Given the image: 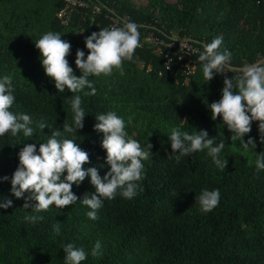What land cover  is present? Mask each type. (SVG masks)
<instances>
[{
    "label": "trees",
    "instance_id": "16d2710c",
    "mask_svg": "<svg viewBox=\"0 0 264 264\" xmlns=\"http://www.w3.org/2000/svg\"><path fill=\"white\" fill-rule=\"evenodd\" d=\"M101 6V14L91 16L76 8L69 21L55 16L64 0H0V78L12 77L16 97L10 111L27 114L32 119V137L20 132L0 137V198L13 201L12 207L0 209V264H64L63 247L73 243L82 247L87 259L81 264H264V170L257 172L255 161L264 153L258 122L244 136L255 145L243 147L242 140L231 141V132L221 117L213 121L207 105L222 96L223 74L207 82L202 64L198 73L185 84L177 71L176 57L170 75L164 69L161 46L146 40L149 33L158 40L190 38L202 52L217 36L223 37L219 51L231 52L225 71L232 78L236 68L256 63L264 57V0H181L179 7L163 0H151L148 9L136 10L128 1L87 0ZM114 14L138 25L143 45L135 50L131 61H124L123 74L113 70L109 76H89L96 88L76 93L85 111L84 127L77 133L63 131L66 120L73 123L70 98L65 90L58 92L54 81L46 76L35 42L48 31L56 32L72 45L67 57L74 74L77 49L85 52V38L107 28L106 14ZM244 26L250 27L251 32ZM259 29L258 34H252ZM80 32V35L77 33ZM175 39V38H174ZM196 57V56H194ZM115 111L126 122V131L147 149L149 159L142 161L144 179L138 183L143 191L132 199L119 193L103 201L98 219L79 201L95 191L86 177L72 191L78 201L61 209L54 205L36 213L24 209L25 199L11 195V177L19 164L21 148L39 145L54 130L60 138L73 139L89 153L90 163L101 177L109 171L106 151L101 147L103 134L94 130L96 115ZM43 121L47 127L41 130ZM173 128L192 134L206 130L216 143L224 141L220 153L228 163L222 171L207 155V150L175 160L169 135ZM102 166V167H101ZM219 189L220 202L214 210L203 213L195 197L203 189ZM30 193H25V197ZM32 204L35 201L31 202ZM29 215L43 216L33 223ZM60 223V234L53 225ZM100 241L102 254L91 255Z\"/></svg>",
    "mask_w": 264,
    "mask_h": 264
},
{
    "label": "clouds",
    "instance_id": "9594fccd",
    "mask_svg": "<svg viewBox=\"0 0 264 264\" xmlns=\"http://www.w3.org/2000/svg\"><path fill=\"white\" fill-rule=\"evenodd\" d=\"M223 37H215L211 43L204 46V51L198 56L202 64L203 76L210 82L215 74L225 73V65L230 61L231 52H220ZM87 56L83 50L77 49L75 65L81 75L74 74L67 57L71 53L72 45L61 38L56 32L48 31L36 42L39 50L42 67L47 77L54 81L58 92L65 90L72 94L80 93L85 88L91 89L85 95H95L96 88L89 80V76H109L113 70L123 74L124 61H131L135 50L141 47V37L138 25L134 22H125L123 26H112L92 32L85 38ZM222 96L218 101L207 105L213 121L221 117L223 124L231 132V141L242 140L243 147L255 145L252 138L244 142V136L249 134L252 123L258 122L261 143L264 142V63L245 65L241 74L223 80ZM15 89L12 86V77L5 75L0 78V137L11 134L13 137L23 132L24 136L32 137L34 129L30 127L32 119L27 114H14L10 111L15 102ZM73 123L66 120L63 131L77 133L84 127L85 111L81 107V96L76 94L70 98ZM98 121L94 130L103 134L101 147L106 151V164L109 171L103 177L97 167H85L90 163L89 153L83 150L79 143L73 139L60 138L61 131L54 130L46 142L37 147L35 143L24 145L18 153L19 164L11 177V195L17 199H25L24 209L36 213L48 211L50 206L63 208L78 201L72 191V186L77 187L90 177V183L95 191L85 193L79 202L87 206L90 211L86 213L91 220H97L98 210L103 207L105 199H115L119 193L124 198L132 199L138 190L143 188L138 183L144 179V165L142 161L149 159L152 144L148 143L147 149L128 134L126 122L115 111L96 115ZM38 127L43 130L47 127L41 121ZM172 152H177L175 160L180 162L184 156L195 152L207 150V155L223 171L228 163L220 158V153L225 147L221 140L216 143L215 137L208 138V132L201 130L189 134L173 128L168 136ZM257 172L264 170V153H260L255 161ZM102 167V166H101ZM7 181L9 177L0 178ZM25 193H30L25 197ZM35 201L34 204L31 202ZM199 209L208 213L219 206V189L201 190L195 197ZM13 201L0 198V209L12 207ZM26 220L33 223L42 221L43 216L29 215ZM56 235L60 234V223L53 225ZM102 245L96 241L91 249V255L98 257L102 254ZM65 253L64 264H81L87 259V253L82 247L67 243L63 247Z\"/></svg>",
    "mask_w": 264,
    "mask_h": 264
},
{
    "label": "built area",
    "instance_id": "2783aa9c",
    "mask_svg": "<svg viewBox=\"0 0 264 264\" xmlns=\"http://www.w3.org/2000/svg\"><path fill=\"white\" fill-rule=\"evenodd\" d=\"M64 6L58 11L57 17L67 23L69 21L70 15L74 9L79 8L84 10L86 13L91 16H97L101 14V6L96 4H91L87 0H64ZM104 18L108 21L107 27L112 26H123L126 22L124 19L116 17L114 14H106ZM150 36V37H149ZM148 40L153 41L155 46L163 47V50L160 51V54L164 59V69L170 75L175 74L172 69L173 59L176 57L177 60V71L182 77L186 78L191 74L193 66L199 61L198 56L202 52L196 45L194 41L190 38L174 39L171 38L169 41L158 40L153 38L149 34ZM143 39H141V45H143ZM196 56V57H194ZM257 62L264 63V57L257 60ZM256 62V63H257ZM242 69H236V74L232 77H236L241 74ZM224 78H229L230 76L223 73Z\"/></svg>",
    "mask_w": 264,
    "mask_h": 264
},
{
    "label": "rangeland",
    "instance_id": "374dc122",
    "mask_svg": "<svg viewBox=\"0 0 264 264\" xmlns=\"http://www.w3.org/2000/svg\"><path fill=\"white\" fill-rule=\"evenodd\" d=\"M123 1L130 2L132 4V6H134V8L136 10L148 9V11H150L151 13L153 12V9L152 8H150V10L148 8L151 0H123ZM163 1L166 2V3H168V4H172V5H175V6L179 7L181 0H163ZM153 15L156 16L157 15V11L153 12ZM55 16L57 17V13L55 14ZM244 28L246 29V31L251 32V28L250 27L244 26ZM258 33H259V29H256V30H254L252 32V34H258ZM77 34L80 35V32H78ZM149 34L152 35L151 33H149ZM177 37L178 36H177L176 33L173 34V38L176 39ZM146 40H148V37H147ZM232 68L233 69H242V68H236V67H232ZM197 69H198L197 68V65L195 64L193 66V68H192L191 74L188 77L184 78L183 82L185 84H188L190 82V77L191 76L197 75V73H198V70ZM244 141H246V140H244Z\"/></svg>",
    "mask_w": 264,
    "mask_h": 264
}]
</instances>
